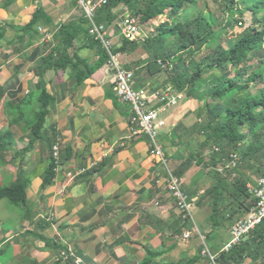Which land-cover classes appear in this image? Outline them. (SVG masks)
<instances>
[{"label":"crops","instance_id":"1","mask_svg":"<svg viewBox=\"0 0 264 264\" xmlns=\"http://www.w3.org/2000/svg\"><path fill=\"white\" fill-rule=\"evenodd\" d=\"M37 11L42 15L30 26ZM82 17L72 0H0V134L10 141L0 151V185L21 181L27 196L19 206L0 200V264H208L198 233L219 252L229 227L219 236L208 224L205 195L214 181L204 162L180 177L193 202V222L180 219L164 183L185 155L198 102L174 92L177 104L162 109L158 130L166 163L156 161L147 137L131 135V107L115 96L107 60L82 82L70 64L46 67L62 56L60 27ZM65 53L89 68L100 60V48L85 34ZM136 56L120 53V60L126 68L145 59ZM150 79L136 88L153 95ZM43 91L53 103L35 138L31 124ZM52 140L59 157L52 183L43 188ZM62 252L72 259H58Z\"/></svg>","mask_w":264,"mask_h":264},{"label":"trees","instance_id":"2","mask_svg":"<svg viewBox=\"0 0 264 264\" xmlns=\"http://www.w3.org/2000/svg\"><path fill=\"white\" fill-rule=\"evenodd\" d=\"M197 3L198 0H106L96 11V21L107 29L116 28L117 18L124 10L142 26L164 18L142 42L117 36L113 52L144 49L146 59L126 66L134 71L137 83L161 73L165 75L164 88L170 87L202 104L204 115L198 111V122L189 131L191 138L184 144L185 148L195 142L196 148L185 150L175 175L181 177L196 161L204 164L209 161L210 165L206 166L213 169L215 183L205 195L211 206L208 224L211 231L220 236L255 205L249 184L254 185L264 176V0H213L214 9L205 6L203 11L188 15ZM245 14L251 18L248 26L242 21ZM40 15L41 11L35 13L30 26ZM84 25L87 21L82 17L78 22L60 27L57 35L63 43L62 56L46 64L53 69L70 64L75 69L77 82H82L107 60L104 49ZM235 27L243 30L232 37L225 36ZM79 34H85L90 43L100 48V60L93 68L77 55L71 58L65 53ZM186 56L190 57L188 62H185ZM250 59L256 62L248 65ZM82 67L87 71L85 74ZM38 101L31 124L35 138H41L38 130L53 99L43 91ZM197 134L202 139H196ZM53 144L54 140L48 144L50 162L43 176V188L52 183L55 175L58 160L53 157ZM9 145L8 135L0 134V151ZM206 151L209 153L204 157ZM237 154L240 159L234 169L243 176L229 181L233 169L218 171L217 166L226 165L231 155ZM241 169L251 173L245 176ZM0 200H7L14 206L25 205L24 184L17 181L0 185ZM219 260L222 264H264V221L238 244L221 252Z\"/></svg>","mask_w":264,"mask_h":264},{"label":"built area","instance_id":"3","mask_svg":"<svg viewBox=\"0 0 264 264\" xmlns=\"http://www.w3.org/2000/svg\"><path fill=\"white\" fill-rule=\"evenodd\" d=\"M81 10L83 18L87 21L89 35L98 42L107 54L106 66L112 72V88L115 96L131 107L132 116L130 119V131L132 136L143 135L149 141L150 155L158 162L165 165L166 159L164 150L158 141V130L164 124L160 119L164 107H172L176 104L177 95L167 88L153 95L147 91L137 89L134 73L125 68L120 60V53L113 52V38L121 36L129 41H143V29L138 19L131 16L126 10L119 15L116 28L107 29L103 24L96 21L97 9L106 3V0H72ZM118 31V32H117ZM157 98L160 107H154L150 103L151 97ZM53 157L58 160V147L52 148ZM235 156H232L226 167L235 165ZM158 182V181H157ZM165 187L174 198L176 210L180 219L193 222V202L183 190L180 177L168 173L165 178ZM253 197L256 199L251 210L239 220L233 222L228 229V241L219 252H212L205 243V236L198 233L203 242L202 255L207 259L208 264H222L219 255L228 251L238 244L242 238L248 235L256 226L264 221V176L259 177L254 185L249 186ZM190 232L183 234L184 238L190 237ZM58 259L71 260L70 254L62 252ZM74 264H82L78 259L73 260Z\"/></svg>","mask_w":264,"mask_h":264},{"label":"rangeland","instance_id":"4","mask_svg":"<svg viewBox=\"0 0 264 264\" xmlns=\"http://www.w3.org/2000/svg\"><path fill=\"white\" fill-rule=\"evenodd\" d=\"M205 6H207V7H209V8H211V9H214V5H213V0H198V3H197V7H195V8H193V9H190L189 10V12H187V14L188 15H190V16H193V15H195L196 13H199L200 11H203L204 10V8H205ZM164 18L163 17H160V18H158V19H154L152 22H150V24H148L147 26H142V29H143V35H144V40L147 38V36H148V32H152L153 30H154V28H155V26L158 24V22L160 21V20H163ZM242 21L244 22V25L245 26H248L250 23H251V18H250V15L249 14H245L244 15V17L242 18ZM243 30V28H240V27H235L234 29H232V30H229V32H228V34L227 35H225V36H228V37H232L233 35H235L236 33H239V32H241ZM117 39V38H116ZM114 40V39H113ZM143 40V41H144ZM142 42V41H141ZM136 54H137V56H136V58L137 57H141V56H143L145 59L147 58V53H146V51L144 50V49H142V48H139L137 51H136ZM190 59V57H188V56H186L185 57V62H188V60ZM256 62V59H250L248 62H247V64L248 65H250V64H254ZM133 73H134V71L133 70H131ZM218 74V73H217ZM208 77H211V78H213L212 76H208ZM149 78H151L150 80H151V85H153L152 87H151V89H152V93H154V92H158L159 94H160V92H162L163 90H165V89H167V88H169V89H171L170 87H167V88H164L163 87V85H162V82H163V80H164V78H165V75L164 74H155V75H153V76H151V77H149ZM135 86L137 87H139V84H137V82L135 83ZM137 87V88H138ZM148 87H150V86H148ZM205 86H202V88H204ZM140 88V87H139ZM144 89H146V87L144 88ZM254 89V86H252V90ZM172 90V89H171ZM172 92L174 93L175 91H173L172 90ZM176 93V92H175ZM179 94H182V93H179ZM183 95V97H185V95L184 94H182ZM186 98V97H185ZM177 99H179V98H177ZM176 104H177V100H176ZM175 104V105H176ZM198 104V108H197V110L194 112V113H192V115H191V123L193 124L191 127H190V129H188L189 131H191V129H192V127H194V125H196V123L198 122V120H197V113H198V111L200 110V112L199 113H201L202 115H204V111L202 110V104L200 103H197ZM192 135V133H190V136ZM193 136H195V134L193 133ZM197 136V138L196 139H198V140H200V139H202V136H199L198 134L196 135ZM195 141H197V140H195ZM196 148V143L195 142H193V143H191L190 144V146L189 147H185L184 149L185 150H194ZM208 151H206L205 153H204V157L205 156H208ZM232 156H235V158H234V161H235V165L233 166V167H226V165L228 164H226V165H224V166H222L221 164H218V166H217V169H218V171H223V170H226V169H233L232 170V174L229 176V181H231V179H233L234 177H239V176H243V174H241V172L239 173L238 171H235V169H234V167L238 164V162H239V159H240V156L237 154V155H231V160H232ZM230 163V162H229ZM201 165V167H203V169H207V171H208V174H209V178L210 179H212L213 180V169H211L210 167H207V166H209L210 165V163H209V161L207 160L206 161V163L204 164H200ZM207 165V166H206ZM243 172H244V175L246 176V175H248V174H250L251 173V171H245V170H243V169H241ZM246 172V173H245ZM256 178V176H254V179ZM214 181V180H213ZM215 183V182H214ZM251 185H253V184H249V186H251ZM5 202H7L8 203V201L7 200H5Z\"/></svg>","mask_w":264,"mask_h":264}]
</instances>
